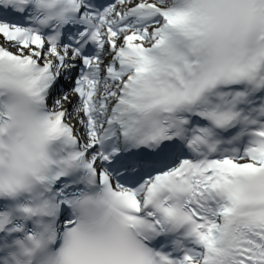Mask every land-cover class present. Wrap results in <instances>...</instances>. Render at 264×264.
I'll return each instance as SVG.
<instances>
[{"label":"snow or ice","instance_id":"6c2138e0","mask_svg":"<svg viewBox=\"0 0 264 264\" xmlns=\"http://www.w3.org/2000/svg\"><path fill=\"white\" fill-rule=\"evenodd\" d=\"M0 264H264V0H0Z\"/></svg>","mask_w":264,"mask_h":264}]
</instances>
